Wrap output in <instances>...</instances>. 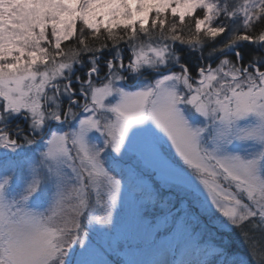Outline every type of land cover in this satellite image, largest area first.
I'll use <instances>...</instances> for the list:
<instances>
[{
    "label": "snow or ice",
    "instance_id": "obj_1",
    "mask_svg": "<svg viewBox=\"0 0 264 264\" xmlns=\"http://www.w3.org/2000/svg\"><path fill=\"white\" fill-rule=\"evenodd\" d=\"M125 210L121 264H264V0H0V264H116Z\"/></svg>",
    "mask_w": 264,
    "mask_h": 264
},
{
    "label": "rangeland",
    "instance_id": "obj_2",
    "mask_svg": "<svg viewBox=\"0 0 264 264\" xmlns=\"http://www.w3.org/2000/svg\"><path fill=\"white\" fill-rule=\"evenodd\" d=\"M152 181H155L156 184L161 186L162 195L169 198L172 204L175 205V207L172 208V213L175 215L180 208V200L183 196L179 187L173 186L171 189H169L168 187L164 186V183L159 175L153 176L151 180H149V183ZM121 215L124 216L129 222V227L123 233L115 234L118 250L117 253L113 254L119 257L125 256L126 260L129 258H157L156 255H158L160 250L152 245L154 233L149 235L145 229H137L134 226H131V216L128 214L127 210L121 213ZM159 231L163 233V227H161ZM161 239L164 241V249H170L175 246L176 241L171 237V235H169L166 240L163 236Z\"/></svg>",
    "mask_w": 264,
    "mask_h": 264
},
{
    "label": "trees",
    "instance_id": "obj_3",
    "mask_svg": "<svg viewBox=\"0 0 264 264\" xmlns=\"http://www.w3.org/2000/svg\"><path fill=\"white\" fill-rule=\"evenodd\" d=\"M182 53L185 55V57L189 58L190 60L193 59V57H190L187 49H181ZM241 51L244 53L245 55V59L248 58L249 54H251L252 52L256 51V49H254L251 45L249 44H245L243 46V48L241 49ZM205 56H207V52H205ZM175 249V246L173 248L170 249H165L168 252V255L165 257L167 259H171L172 258V252ZM114 254H111L110 257H108L109 259L113 260L116 262V264H121L122 261L126 260L125 256L119 257V256H113ZM176 258L177 259H182V258H189L192 255V248L190 246L186 247L183 252H176L175 253ZM246 255V253H245ZM157 258H161L160 257V252L158 253V255H156ZM249 259V264H251V257L248 258Z\"/></svg>",
    "mask_w": 264,
    "mask_h": 264
}]
</instances>
